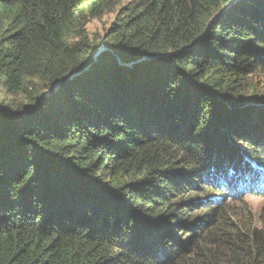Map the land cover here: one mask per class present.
I'll return each instance as SVG.
<instances>
[{"label": "trees", "instance_id": "trees-1", "mask_svg": "<svg viewBox=\"0 0 264 264\" xmlns=\"http://www.w3.org/2000/svg\"><path fill=\"white\" fill-rule=\"evenodd\" d=\"M263 72L264 0H0V264H264Z\"/></svg>", "mask_w": 264, "mask_h": 264}, {"label": "rangeland", "instance_id": "rangeland-1", "mask_svg": "<svg viewBox=\"0 0 264 264\" xmlns=\"http://www.w3.org/2000/svg\"><path fill=\"white\" fill-rule=\"evenodd\" d=\"M114 18H115V13H109V14L103 15L102 17L92 19L87 25L88 33L90 34L91 37L98 38L96 40L101 39V37L105 34L107 28H109V26H110L111 22L114 20ZM104 46L105 45L102 43L100 45L99 51L101 49H103ZM95 55L97 57L98 52ZM253 78L256 82V88L254 90L257 92V95H255V96L260 97L261 99L264 100V72L261 73V75L253 77ZM260 103H262V102H260ZM253 131L247 132V133L250 134V133H253ZM246 161H247V163L249 162V167L251 169H257L255 167V166L258 167V164L255 163L256 160L251 159L249 157H246ZM238 164H239V161H238ZM245 164L246 163H243L242 165H245ZM246 178H248V177H246ZM259 179L262 182V184L264 185V174ZM230 180H233V179H230ZM245 184H250V183H245ZM250 186H251L250 191H253V190L259 191L255 184L251 183ZM240 197H243V199L240 200ZM226 198H227V201L229 202V204H231L230 202L232 200H229L230 196H228ZM233 200H237L233 204L235 205V210L237 211L238 214H240V215L252 214L254 216V220H255L256 224L261 225L262 218L264 217V194L263 195L252 194V192L249 193L248 191L245 190V191L241 192L240 196L234 197ZM199 207L200 206H197L195 209L197 211H200Z\"/></svg>", "mask_w": 264, "mask_h": 264}, {"label": "bare ground", "instance_id": "bare-ground-1", "mask_svg": "<svg viewBox=\"0 0 264 264\" xmlns=\"http://www.w3.org/2000/svg\"><path fill=\"white\" fill-rule=\"evenodd\" d=\"M258 170H262V171H264V167L263 166H259L258 165V167L257 166H255ZM257 169H255V170H257ZM233 172V171H232ZM246 182H248V181H246ZM253 193V192H252Z\"/></svg>", "mask_w": 264, "mask_h": 264}]
</instances>
